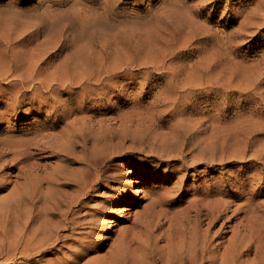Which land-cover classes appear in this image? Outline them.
Returning <instances> with one entry per match:
<instances>
[{
	"label": "bare ground",
	"instance_id": "1",
	"mask_svg": "<svg viewBox=\"0 0 264 264\" xmlns=\"http://www.w3.org/2000/svg\"><path fill=\"white\" fill-rule=\"evenodd\" d=\"M51 2L53 6L68 3L70 6L57 11L50 5L39 20L41 25L20 37L21 41H27L26 45L19 48L18 42L12 43L11 38H0V83L4 84L0 86V96L5 104L4 110H0V122L7 116H16L17 121L32 116L31 122L0 131V189L14 184L9 195L0 198V262L78 264V257L93 249L94 240L88 241V245L84 240L90 239L100 225V216L110 207L107 202L123 200L126 193L121 187H110L111 193L93 210L86 209L85 196L106 189L109 184L104 185L105 178L110 179L107 183L118 182L122 186L120 178L128 175L137 180L153 176L155 183L161 181L172 186L153 187L155 192L132 225L138 231L130 238L128 233L120 238L117 264L123 262L122 258L131 264H239L252 246L254 257H258L259 238L253 236L248 219L250 212L262 206L250 197L258 195V186H253L264 179V138L261 141L258 137L264 135V130L250 132V128H236L216 133V126L211 130L197 129L187 119V123L163 135L118 131L112 121L116 124L117 120H123L121 114L114 117L101 114L97 123L105 125L89 135L84 128H73L88 120L87 114L79 115L88 102H94L93 108L103 109L104 103L116 99L129 85L109 83L119 68L107 71L103 67L106 64L93 66L99 59L94 50L99 47L100 57L105 54V46L119 36L125 18L121 17L120 0H103V7L90 9L84 0ZM73 25L78 38L68 51L51 61ZM174 85L182 94L172 97L173 104L189 98L183 102L184 111L203 94L219 91L217 84L209 85L207 90L199 84ZM235 99L240 102V98ZM227 107L225 99L212 107L209 117L221 120ZM243 108L236 106L234 114L243 115ZM63 121L64 125L55 133ZM248 121L244 119L238 124ZM54 139L61 142L53 145ZM88 142L89 148L92 146L89 152ZM76 145L82 148L80 156H75ZM48 150L58 152L61 157L52 171L42 174L38 166L26 163L38 151ZM136 154L143 155L144 160L159 161L165 170L139 167L143 162L137 160L134 162L137 171L124 175L117 171L109 173L115 161L131 159ZM74 162L80 167L73 169L70 164ZM18 163L23 165L18 167L17 174L1 176L7 165L15 168ZM231 164L236 167L227 169ZM216 166L220 170L218 175L208 177ZM201 174L206 176L199 181ZM190 176L194 183L185 189ZM64 186L70 191H64ZM182 202L185 205H180ZM87 223L91 230L85 234L81 229ZM64 232L68 235H62ZM227 234L229 237L224 239ZM132 245L136 247L134 250Z\"/></svg>",
	"mask_w": 264,
	"mask_h": 264
},
{
	"label": "rangeland",
	"instance_id": "2",
	"mask_svg": "<svg viewBox=\"0 0 264 264\" xmlns=\"http://www.w3.org/2000/svg\"><path fill=\"white\" fill-rule=\"evenodd\" d=\"M260 1L264 2V0H156L153 3V0H120L119 9L123 20L125 18L126 25L124 24L120 28L119 36L105 46L106 52L104 55L102 54V57L98 52L99 47L94 50L98 53L99 59L93 66L106 64L108 67H103L107 71L119 68L109 83L131 84L134 82L135 86L131 88L127 86L116 99L104 103L103 109L93 108L94 102H88L85 111L79 113V115L87 114L88 120L85 124L80 121L73 128H84L89 135L91 132L99 130L100 125H105L103 122L97 123L96 118L101 114L106 117L121 114L124 117L123 120H117L116 124L112 121V126L117 127L118 131L149 132L163 135L171 128L184 122L187 123V119L191 123H195L199 127L197 129L211 130L216 126V133L236 128H250V132L256 129L264 130V122H261L252 110L244 107L243 115L234 114L236 106H244V98L249 94L260 97L261 104H264V87H261L264 85V3ZM258 4L259 6H257ZM50 5H52L51 0H0V38H11L12 43L21 42L23 36L41 25L39 20H42V15L47 13L44 11ZM141 5L142 8L138 7ZM69 6L70 3L62 7L52 5L57 11L66 10ZM30 7L34 9L33 12ZM15 8L16 10H14ZM90 8L94 7L88 5V9ZM26 12H30V14H26ZM50 18L46 17L47 20ZM42 40L38 39V42ZM193 52L195 55H192ZM121 75H128V80L118 81L116 77ZM178 83L199 84L205 90L209 85L212 84L211 86L214 87L217 84L219 91L203 94L194 106H190L187 111H184L183 102L188 101L189 98L182 100V103L181 99L176 104L171 101L175 94H182L180 89H174V84ZM3 85L0 83V86ZM110 93L112 91L108 93V96ZM208 96H212L213 99L211 101L205 99ZM228 96L240 98V102L238 103L234 97ZM225 99L228 106L223 112L225 116L219 121L218 117L210 118L212 107L222 103ZM152 102L153 104L150 105ZM177 111L179 114L169 119ZM89 117L92 118L89 119ZM16 118V116H7L5 121L0 122L3 124L0 131L10 130L15 124L19 127L22 123L32 121V116L24 117L22 121H17ZM244 119L249 121L246 124H238ZM121 122L124 124L118 127ZM63 125L64 121L58 125L54 132L57 133ZM258 137L263 141L264 135ZM60 142L56 139L51 141L53 145ZM89 145H91L90 142H88V152L92 147L89 148ZM255 147L256 145L253 146V148ZM81 149L77 145L76 148H73L75 156L81 155ZM8 158L10 157L8 156ZM141 158L143 159V155L136 154L131 159L117 160L109 173L117 171L122 175L130 171H137L138 168L134 164L137 160L143 162V166L139 165V167L146 169L159 167L160 170H165L159 161L142 160ZM60 161L61 157L58 152L48 150L46 152L38 151L26 163L32 164L36 168L38 166V169H41L39 171L45 174L52 171L60 164ZM171 164L176 165V162ZM9 165L2 171L1 176L5 177L10 173V175L17 174L18 167L23 163H18L15 168L13 166L10 168ZM70 166L73 169L80 167L75 162ZM233 167L236 166L231 164L227 169ZM214 168L216 169L218 166ZM219 171L216 169V171L208 173V177L217 176ZM204 176L206 174L200 176L199 181H202ZM120 179L124 182L122 186L118 182L107 183L106 180L110 179L105 178L104 185L109 184L106 189L100 188L85 196L86 209L93 210L111 193L108 190L110 187H121L126 193L125 199L114 202L115 207H109L108 211L100 216V225L93 231V236L84 240L86 245H88V241L94 240L93 249L86 251V254L83 255L84 259L80 260L78 264H115L120 238L127 233L130 238L133 233L138 231L139 228L133 230L132 225L143 213V209L150 200V195L155 192L153 187L172 186V183L165 184L161 181L155 183L153 176L147 180H137L129 175L128 178L123 176ZM192 179L190 176L185 189L194 183ZM19 182H23V179H20ZM260 183V185L253 186L255 188L258 186V195L250 198H254V202L258 201L262 206L258 207L259 209H254L252 213L250 212L248 219L253 236L257 240L259 238L260 254L258 257H254V246H252V251L242 257L239 264H264V179ZM13 185L3 188L0 198L7 197ZM62 189L70 191L65 186ZM180 205H185V202ZM92 210L91 212H93ZM105 215L109 218L105 219ZM236 221L238 219L231 222V225H235ZM219 224L216 225V228ZM83 227L87 231L81 229V232L88 234L91 230L88 223ZM79 232L78 230L77 233ZM64 233L62 235H68V232ZM229 235L227 234L224 239H227ZM75 244L74 246H76ZM132 246L131 250H134L136 247ZM122 261L123 264H131L130 261H124L123 258ZM0 264L10 263L5 261Z\"/></svg>",
	"mask_w": 264,
	"mask_h": 264
},
{
	"label": "snow or ice",
	"instance_id": "3",
	"mask_svg": "<svg viewBox=\"0 0 264 264\" xmlns=\"http://www.w3.org/2000/svg\"><path fill=\"white\" fill-rule=\"evenodd\" d=\"M84 2L87 3L90 7H95V8L103 7V0H84ZM155 2L156 0H153V3ZM138 7L142 8V5ZM75 32H76V28H75V25H73V27H71L68 30V33L66 34L67 38L63 42V46L58 50L55 56L51 57V61L54 62L59 56L63 55L64 52L70 49L74 40L78 38L77 35H74ZM26 44H27V41H21L17 43L16 47H22ZM192 55H195V53L193 52ZM128 78H129L128 75H121V76L116 77L118 81H127ZM134 86H135L134 82L128 85V87L130 88ZM261 87H264V85H262ZM205 99L211 101L213 97L208 96V97H205ZM244 100H245L244 107L252 110L253 114L256 117H258L261 120V122H264V104H261V98L249 94L247 97L244 98ZM4 108H5L4 97L0 96V110H4ZM177 114H179V111L173 113L172 116L169 117V119L174 118L175 115ZM2 128H3V124H0V129ZM12 171L14 172V169ZM3 190L4 189H0V192H2ZM107 203L109 204L110 207H113V208L115 207L114 203L112 202H107ZM104 218L108 219L109 217L105 215ZM78 259L83 260V257H78Z\"/></svg>",
	"mask_w": 264,
	"mask_h": 264
}]
</instances>
